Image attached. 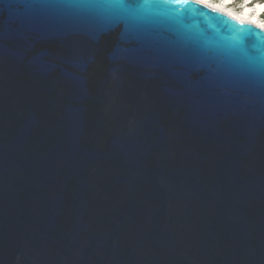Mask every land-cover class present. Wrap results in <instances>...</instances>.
Segmentation results:
<instances>
[{
  "label": "water",
  "instance_id": "water-1",
  "mask_svg": "<svg viewBox=\"0 0 264 264\" xmlns=\"http://www.w3.org/2000/svg\"><path fill=\"white\" fill-rule=\"evenodd\" d=\"M136 40L0 0V264H264V29L192 0Z\"/></svg>",
  "mask_w": 264,
  "mask_h": 264
},
{
  "label": "snow or ice",
  "instance_id": "snow-or-ice-1",
  "mask_svg": "<svg viewBox=\"0 0 264 264\" xmlns=\"http://www.w3.org/2000/svg\"><path fill=\"white\" fill-rule=\"evenodd\" d=\"M29 4L58 6L81 14L107 32L122 29L126 39L146 36L153 26L167 23L186 34L192 0H26ZM206 2V0H201ZM197 10V9H195ZM234 62L264 79V37L250 28L231 29L219 46Z\"/></svg>",
  "mask_w": 264,
  "mask_h": 264
},
{
  "label": "bare ground",
  "instance_id": "bare-ground-1",
  "mask_svg": "<svg viewBox=\"0 0 264 264\" xmlns=\"http://www.w3.org/2000/svg\"><path fill=\"white\" fill-rule=\"evenodd\" d=\"M196 1H198L200 3H203V4H205V5L209 6V7H212V8H214L217 11H220L222 13H226L228 15H232L233 17H236V18H238V19H240V20H242V21H244L246 23H249V24H252V25H255L257 27H260V28L264 29V24L259 20V17L256 16L257 14L256 15L253 14L254 15L253 16V15H251L250 12L244 13L242 15L234 13L232 10H230L227 7V4L230 3V2L213 3V2H210V1H207V0H206V2H201V0H196ZM256 4H258L257 5V7H258L257 10H259V13L264 11V3L259 2V3H256ZM248 6H251V4H248Z\"/></svg>",
  "mask_w": 264,
  "mask_h": 264
},
{
  "label": "rangeland",
  "instance_id": "rangeland-1",
  "mask_svg": "<svg viewBox=\"0 0 264 264\" xmlns=\"http://www.w3.org/2000/svg\"><path fill=\"white\" fill-rule=\"evenodd\" d=\"M207 1H210V2H213V3H216V2L217 3H223V2H231L232 0H207ZM249 2L250 1H247L246 3H242V4H239L238 2L228 3L227 7L230 10H232L234 13H237L239 15H242V14L247 13V12H250L251 15H253V14L256 15L257 14L256 16H259V18H260L259 20L264 24V19L262 18L261 12L259 13V10H257L258 9V7H257L258 4H253V5L251 4V6H248Z\"/></svg>",
  "mask_w": 264,
  "mask_h": 264
},
{
  "label": "trees",
  "instance_id": "trees-1",
  "mask_svg": "<svg viewBox=\"0 0 264 264\" xmlns=\"http://www.w3.org/2000/svg\"><path fill=\"white\" fill-rule=\"evenodd\" d=\"M247 1H250L249 4H252V5L259 3V2L264 3V0H234L233 3L238 2L239 4H242V3H246ZM262 18L264 19V12L262 14Z\"/></svg>",
  "mask_w": 264,
  "mask_h": 264
}]
</instances>
